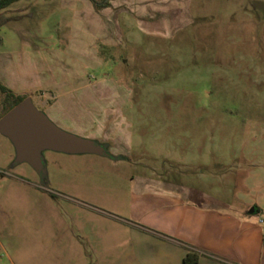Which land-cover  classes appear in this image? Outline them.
<instances>
[{
	"label": "rangeland",
	"instance_id": "1",
	"mask_svg": "<svg viewBox=\"0 0 264 264\" xmlns=\"http://www.w3.org/2000/svg\"><path fill=\"white\" fill-rule=\"evenodd\" d=\"M74 1L12 3L0 12V44L25 37L87 56L91 43L87 75L66 58L55 79L91 80V106L110 105L111 122L140 143L118 159L45 150L39 174L15 164L0 133V264H97L72 241L87 224L81 217L129 237L137 226L161 233L133 217L138 177L199 187L264 229V0ZM19 95L43 112L55 100L42 90ZM59 124L92 137L87 126ZM171 252L148 245L131 264H173Z\"/></svg>",
	"mask_w": 264,
	"mask_h": 264
},
{
	"label": "crops",
	"instance_id": "2",
	"mask_svg": "<svg viewBox=\"0 0 264 264\" xmlns=\"http://www.w3.org/2000/svg\"><path fill=\"white\" fill-rule=\"evenodd\" d=\"M21 41L10 46L5 38L0 44V81L17 95L39 90L53 94L54 102L41 108L55 124L61 128L59 122L87 126L82 130L91 132L89 138L104 145L112 159L131 155L140 140L122 134L119 124L111 122L113 108L103 103L95 108L102 113H94L91 102L99 98L97 85L89 79L68 84L55 79V74L66 73L55 65L60 59L68 58L81 71L82 62L95 59L92 44L83 56L73 48L57 50L56 44L51 49L47 41L45 47L33 39L29 42L24 37ZM87 69L82 71L84 76ZM136 181L140 186L132 198L133 217L161 233L137 226L131 241L123 231L98 224L96 216L81 217L78 220L87 222L84 229L79 235L70 233L80 254H95L97 264H131V254H140L153 245L164 254L173 251V264H184L186 247L201 253L196 264H264V229L244 213L232 211L224 199L161 175L138 177Z\"/></svg>",
	"mask_w": 264,
	"mask_h": 264
},
{
	"label": "water",
	"instance_id": "3",
	"mask_svg": "<svg viewBox=\"0 0 264 264\" xmlns=\"http://www.w3.org/2000/svg\"><path fill=\"white\" fill-rule=\"evenodd\" d=\"M0 133L14 144L15 164L26 162L39 174L44 173L42 153L45 150L108 155L104 145L55 124L45 112L37 108L30 96L0 117ZM253 212L254 207L249 213Z\"/></svg>",
	"mask_w": 264,
	"mask_h": 264
},
{
	"label": "trees",
	"instance_id": "4",
	"mask_svg": "<svg viewBox=\"0 0 264 264\" xmlns=\"http://www.w3.org/2000/svg\"><path fill=\"white\" fill-rule=\"evenodd\" d=\"M18 0H0V12L7 9L12 3ZM105 6V5H102ZM0 95L2 96L3 114L7 113L12 107L20 103L25 97L13 93L3 82L0 81ZM1 116V117H2ZM201 257V253L189 248L184 259V264H196Z\"/></svg>",
	"mask_w": 264,
	"mask_h": 264
},
{
	"label": "built area",
	"instance_id": "5",
	"mask_svg": "<svg viewBox=\"0 0 264 264\" xmlns=\"http://www.w3.org/2000/svg\"><path fill=\"white\" fill-rule=\"evenodd\" d=\"M262 221V220H261Z\"/></svg>",
	"mask_w": 264,
	"mask_h": 264
}]
</instances>
